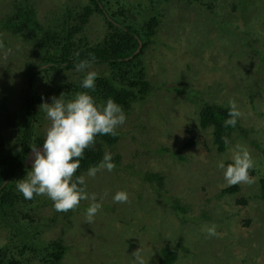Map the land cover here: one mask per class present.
<instances>
[{
  "label": "rangeland",
  "instance_id": "obj_1",
  "mask_svg": "<svg viewBox=\"0 0 264 264\" xmlns=\"http://www.w3.org/2000/svg\"><path fill=\"white\" fill-rule=\"evenodd\" d=\"M14 1L0 0V18L11 12ZM28 1L43 27L54 12L88 2ZM186 1L156 3L163 16L154 42L141 56L145 77L156 87L125 112L116 149L109 151L105 145L104 153H119L116 167L87 178V190L102 197V209L93 222H85L89 201L61 213H54L51 201L37 209L45 223L50 220L41 239L61 238L67 246L61 264H133L134 251L145 264H157L165 245L177 247L173 264H264V199L259 186L264 177V0H211L212 10ZM144 2L111 0L113 6L140 13ZM86 26L91 40L102 37L106 28L98 14L91 15ZM33 47L0 30V118L6 113L20 117L23 71ZM88 69L102 73L97 65ZM48 95L40 105L51 102L54 94ZM229 99L236 101L242 113L237 123L247 134L236 129L226 149L218 152L211 127L199 126V112L205 103L228 106ZM40 105L37 132L43 139L50 122ZM10 131H2L7 141ZM190 138L194 143L184 147ZM237 143L250 150L256 180L221 193L228 186L216 162L231 161ZM31 161L32 154L28 170ZM146 172L159 174L162 185L145 180ZM118 190L127 192L126 203L113 202ZM176 201L189 208L186 213L173 208ZM212 223L218 236L206 238L205 228ZM9 238L8 230L0 227V246ZM30 264L40 263L35 259Z\"/></svg>",
  "mask_w": 264,
  "mask_h": 264
},
{
  "label": "trees",
  "instance_id": "obj_2",
  "mask_svg": "<svg viewBox=\"0 0 264 264\" xmlns=\"http://www.w3.org/2000/svg\"><path fill=\"white\" fill-rule=\"evenodd\" d=\"M157 1L144 2V7L140 8L142 13L138 12L139 9L113 6L111 0L73 3L64 11L54 12L50 23L43 27L34 6L28 0H16L11 12L0 18L1 31L24 38L34 46L23 71L25 85L22 88L20 117L16 113H6L0 118V227L6 228L10 234L9 241L0 246V264H30L35 259L40 264H61L64 259L67 246L61 238L41 239L50 220L45 223L37 209L49 205L50 200L41 196L25 200L15 188L16 180L23 178L28 171L27 158L32 154V148L42 146L43 139L37 132V114L41 113L39 105L48 98V94L55 97L63 92L66 99H71L77 92L88 91L80 87L84 73L74 70L75 62L87 58H94L90 67L97 65L102 72L95 81V90L90 93L97 102L111 97L126 112L134 100L141 101L150 94L156 86L146 79L141 56L146 47L154 42L157 26L161 22L159 17L163 16V8L156 4ZM193 1L212 10L211 0L186 2ZM93 14L101 16L106 28L102 37L91 40L85 28ZM138 41L141 47L134 53ZM169 88L174 91L181 89ZM227 118L228 106L219 104L205 103L199 112V126L211 127L212 143L218 152L226 149L224 140L236 129L243 136L247 134L238 123L235 127H225L223 122ZM7 127L11 128L8 141L2 132ZM118 139L119 134L97 136L95 142L84 150V157L74 175H80L90 165L98 163L105 145L109 146V151L115 150ZM193 143L190 138L183 146L189 147ZM119 156V153L113 154V161ZM253 174L252 169L250 175ZM144 179L162 185V178L157 173L146 172ZM259 186L260 197L264 199V177L260 178ZM237 189V185H231L220 191L231 193ZM175 204L173 208L180 214L189 209L186 205L179 206L177 201ZM177 257V247L161 246L157 264H173Z\"/></svg>",
  "mask_w": 264,
  "mask_h": 264
},
{
  "label": "clouds",
  "instance_id": "obj_3",
  "mask_svg": "<svg viewBox=\"0 0 264 264\" xmlns=\"http://www.w3.org/2000/svg\"><path fill=\"white\" fill-rule=\"evenodd\" d=\"M79 56V53L75 54ZM94 58L79 59L74 70L84 73L80 81L81 89L71 99L65 93L43 102L40 109L50 122L43 136L42 146L32 148L31 167L17 179L15 188L25 200L34 196H44L52 202L57 212H67L79 207L81 201H89L84 209L85 222L91 224L102 209V197L97 199L94 192L87 190V178H94L101 170L111 172L115 167L111 152H105L101 160L90 165L86 174L74 175L84 157V150L90 147L97 136H116L118 128L124 125L126 113L122 106L111 97L97 102L90 94L95 90L98 72L88 70ZM242 113L235 100L228 101V118L225 127H235ZM228 143L227 139L224 140ZM216 167L223 170L226 186L236 184L252 185L256 177L250 175L255 161L246 145L237 143L231 149V162L224 159L216 162ZM115 203H126L128 194L118 190L112 195ZM206 238L218 236L214 223L205 228ZM133 264H145L138 251L132 253Z\"/></svg>",
  "mask_w": 264,
  "mask_h": 264
},
{
  "label": "water",
  "instance_id": "obj_4",
  "mask_svg": "<svg viewBox=\"0 0 264 264\" xmlns=\"http://www.w3.org/2000/svg\"><path fill=\"white\" fill-rule=\"evenodd\" d=\"M141 43L140 41H138V46L137 48L135 49L134 53H136L138 50H139V47H140ZM132 55L128 56L127 58H130Z\"/></svg>",
  "mask_w": 264,
  "mask_h": 264
},
{
  "label": "bare ground",
  "instance_id": "obj_5",
  "mask_svg": "<svg viewBox=\"0 0 264 264\" xmlns=\"http://www.w3.org/2000/svg\"><path fill=\"white\" fill-rule=\"evenodd\" d=\"M141 43V42H140ZM140 47H141V45H140ZM140 47H139V49H140Z\"/></svg>",
  "mask_w": 264,
  "mask_h": 264
}]
</instances>
